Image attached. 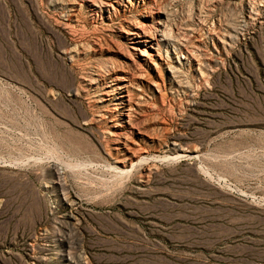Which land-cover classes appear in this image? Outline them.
I'll return each mask as SVG.
<instances>
[{"label": "rangeland", "instance_id": "374dc122", "mask_svg": "<svg viewBox=\"0 0 264 264\" xmlns=\"http://www.w3.org/2000/svg\"><path fill=\"white\" fill-rule=\"evenodd\" d=\"M82 1L0 0V264H264V0Z\"/></svg>", "mask_w": 264, "mask_h": 264}, {"label": "bare ground", "instance_id": "6f19581e", "mask_svg": "<svg viewBox=\"0 0 264 264\" xmlns=\"http://www.w3.org/2000/svg\"><path fill=\"white\" fill-rule=\"evenodd\" d=\"M98 1H99L98 3H100L101 8H113L112 2L115 3V2H118L120 0H98ZM82 2L89 3L90 4L89 6L91 9L98 8V7H96V5L94 3H91V1L84 0ZM136 37L139 39L140 43H143L145 45L146 48L151 49V50H156L155 48L152 47V45L148 46V44H150L151 42H156V45H157L156 48H158V42L155 40V38L150 36V34L148 32L141 30L139 33H136ZM160 37L162 38L163 36L161 35ZM144 56H145V54H144Z\"/></svg>", "mask_w": 264, "mask_h": 264}]
</instances>
